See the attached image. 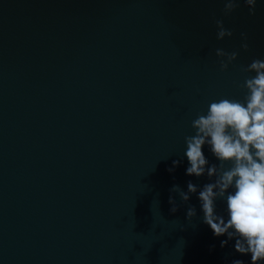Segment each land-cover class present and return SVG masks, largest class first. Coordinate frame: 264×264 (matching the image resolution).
I'll use <instances>...</instances> for the list:
<instances>
[{
  "label": "water",
  "instance_id": "1",
  "mask_svg": "<svg viewBox=\"0 0 264 264\" xmlns=\"http://www.w3.org/2000/svg\"><path fill=\"white\" fill-rule=\"evenodd\" d=\"M224 6L0 0V264H250L202 222L198 193L170 191L213 182L186 174L191 121L243 100L255 73L241 68L264 60V0L255 15ZM216 20L233 36L218 40ZM217 48L239 52L227 71Z\"/></svg>",
  "mask_w": 264,
  "mask_h": 264
},
{
  "label": "clouds",
  "instance_id": "2",
  "mask_svg": "<svg viewBox=\"0 0 264 264\" xmlns=\"http://www.w3.org/2000/svg\"><path fill=\"white\" fill-rule=\"evenodd\" d=\"M249 14L255 15L257 0H243ZM240 4V0H224V14L230 15ZM217 39L232 37L233 31L225 28L223 20H216ZM244 41L241 48L249 50L247 33H241ZM220 57V69L227 71L239 57L238 51L226 52L216 49ZM241 71L255 73L244 80L247 89L243 100L223 98L212 101L206 114H198L191 121L195 130L185 137L189 166L186 174L197 178L207 176L209 183L202 188L189 181L187 191L174 185L170 191L179 194L187 203L197 194L203 213L202 222L208 225L216 237L227 236L221 241L226 247L235 240L234 249L241 255L250 256V264H264V60L254 59ZM219 161L210 164L203 148ZM170 173L181 163L174 160ZM217 200H226V216L217 213ZM171 213L179 210L175 197H169ZM197 216L195 206H189L186 218L191 221ZM214 247V246H213ZM231 264H245L244 260L233 259Z\"/></svg>",
  "mask_w": 264,
  "mask_h": 264
}]
</instances>
